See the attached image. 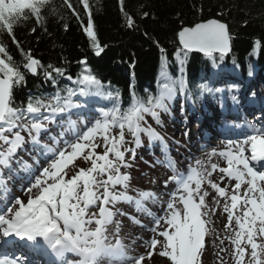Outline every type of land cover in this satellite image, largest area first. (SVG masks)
Returning a JSON list of instances; mask_svg holds the SVG:
<instances>
[{
	"label": "snow or ice",
	"instance_id": "snow-or-ice-1",
	"mask_svg": "<svg viewBox=\"0 0 264 264\" xmlns=\"http://www.w3.org/2000/svg\"><path fill=\"white\" fill-rule=\"evenodd\" d=\"M51 5L52 0H0V264H39L33 259L39 255L47 256L48 264H101L103 258L109 264H205L206 237L213 235L212 217L218 209L227 219L224 236H216L219 252L230 251L229 261L221 257L220 264H264V103L253 121H225L226 131L244 133L246 129V134L226 140L222 150L189 159L185 170L171 158L158 159L172 172L163 184L166 200L161 193L135 187L131 169L136 150L145 138L149 148L154 142L167 143L148 118L161 125V113L170 112L176 85L180 92L186 90L183 75L164 84L158 95L141 98L133 88L125 107L120 91L94 73L86 56L78 61L80 71L75 78L67 67L44 65L31 49L24 50L15 27L34 20L46 32ZM63 7L73 12L94 55L100 56L104 47L94 31L89 0H77L76 5L63 0ZM120 10L123 27L137 31L139 25L124 9L123 0ZM51 11L60 15L55 7ZM149 15L142 12V18ZM36 30L34 26L29 32ZM178 39L185 57L193 51L202 53L211 61L215 75L231 53L234 37L227 23L208 19L182 27ZM9 42L20 51L22 62L12 56ZM155 43L164 59L165 50ZM233 65L239 67L235 58ZM27 74L42 77L56 91L48 95L29 92L26 101L17 104L15 91L26 84ZM248 74L253 75L251 64ZM60 79L74 87H60ZM199 87L201 96L220 93L222 109L225 91L234 106L240 104L231 94L239 91L238 84H229L227 89L207 83ZM97 97L106 98L111 107H100L94 118ZM54 124L59 132L53 133ZM45 137L52 143H43ZM214 157L223 166L213 162ZM16 180L22 181L21 195L13 197L9 185ZM121 204L132 210L117 207ZM157 204L159 214L149 206ZM141 217H149L152 227L147 228ZM125 219L147 228L151 237L127 243L122 235ZM138 243L145 252H135Z\"/></svg>",
	"mask_w": 264,
	"mask_h": 264
},
{
	"label": "trees",
	"instance_id": "trees-1",
	"mask_svg": "<svg viewBox=\"0 0 264 264\" xmlns=\"http://www.w3.org/2000/svg\"><path fill=\"white\" fill-rule=\"evenodd\" d=\"M124 9L132 14L139 29L129 31L123 27L124 17L120 10V0H89L90 14L94 18V31L104 47L100 56L94 55L81 25L73 12L63 7V0H52L47 15L45 32L29 20L26 25L15 27L17 38L25 51L31 49L34 56L44 65L52 63L67 67L75 77L80 71L78 61L87 57L95 74L112 88L120 91L123 106L130 103V92L144 98L158 95L164 84L177 81V76L186 74L185 81L197 97L201 96V79H213L211 61L199 53L190 52L184 56L176 34L183 26L211 17L225 21L234 36L231 53L221 64L224 74L244 75L249 64L264 67V0H123ZM76 5L77 0H71ZM55 7L60 15L51 11ZM84 16L83 10L76 9ZM142 12L148 17L142 18ZM224 13L223 17L219 14ZM85 21L87 16H84ZM65 24L68 30H65ZM36 27L35 33L29 29ZM147 33V35H145ZM7 39V37H5ZM259 40V47L255 41ZM160 47L165 50L164 59ZM255 48V51H254ZM9 51L17 62L22 55L9 42ZM180 53V61L174 58ZM235 58L239 67L233 65ZM183 61V63H181ZM233 79V78H231ZM235 80V79H233ZM74 87L59 80V86ZM210 85V83H209ZM56 88L41 78L27 74L26 84L15 91L16 103L27 99L29 92L40 95L55 92Z\"/></svg>",
	"mask_w": 264,
	"mask_h": 264
},
{
	"label": "rangeland",
	"instance_id": "rangeland-1",
	"mask_svg": "<svg viewBox=\"0 0 264 264\" xmlns=\"http://www.w3.org/2000/svg\"><path fill=\"white\" fill-rule=\"evenodd\" d=\"M260 74L264 76V70L260 69ZM259 78V77H258ZM247 79L250 80H256L257 74H253L252 76L247 77ZM260 81V79H259ZM220 85L216 86L215 88H224V83L222 78H219ZM257 85V84H256ZM264 86H262L261 82L260 85L257 86V89H253V91H247L244 88L239 89V91L235 92L232 91V95H236L238 99L240 100V104L234 106L231 99L229 98V94L226 95V93H223V99L225 101V107L221 108V99H210L211 96L209 93L205 94V97L201 101L194 100L192 96L185 95L183 96L182 92L177 91L176 96L174 99L169 102L170 112L169 113H161V125H155L154 121L151 120L149 117V123H152L154 127L157 128L158 131H163L166 133V137L168 141L175 145V142L173 141L174 138L178 137L179 139H184V133L185 131L193 130L195 129L198 132H194V136H198V140L196 142L195 148H199L200 145L206 144L208 148L200 149L198 152V155H193V157H200L203 158L206 153L212 151L213 149H216L217 151L222 150L224 148V143L218 144V140L215 138H210L211 143L207 144L201 137L203 136V131L208 130L212 127H220L216 126V123L222 122L223 120L220 118L224 113L233 112L234 116L227 117V120H234L236 118V115H240L239 111H246V109L250 107V111L253 114L254 117L260 115V107L261 103H264ZM255 88V87H254ZM253 93H255V96L253 97ZM249 101H254V103H249ZM183 106V111H182ZM218 115L217 116H215ZM212 115V120L210 125L205 127V130L199 129L200 124L205 122L206 120H210L207 117ZM93 116L95 118V114L93 113ZM187 117L188 121L193 122L192 126H186L183 122L184 118ZM204 117V119L201 122V119ZM217 117V118H216ZM77 117H75V120ZM239 119V116L235 119L237 121ZM243 121V119L241 120ZM208 124L207 122H205ZM53 133L59 132L60 128L56 127V125H52ZM82 127V124H81ZM180 131H179V129ZM128 139H131L128 137ZM238 139L234 138L233 140ZM49 143V141H48ZM132 146V145H130ZM199 146V147H198ZM147 147H148V141L147 138H145L144 145L136 150V161L131 169V175H132V184L135 187H138L140 189H149L154 190L155 183H150L149 181H157L158 178L165 177L172 175L171 173H162V167L159 165H156L153 163L152 158H150L147 155ZM145 161H148L149 163H145ZM178 161H182L184 164L187 162L184 158L181 157ZM213 162H216L219 164L221 163V160L219 158L214 157ZM223 166V164L221 165ZM216 174L214 173V176ZM16 190L19 192V188L22 184L21 180L15 181ZM19 195L21 193L19 192ZM151 207V210L154 213L159 214L160 205H149ZM117 207H123L131 211L132 209L128 208L127 204H121L117 205ZM217 210L216 215L212 217V225L211 227L214 229L213 235L206 237L207 242V248L208 252L204 256L205 264H220L221 257L225 261H229L230 259V251H225L223 253L219 252V241L216 239V236L223 237L225 234L224 224L227 223L226 214H222L221 212H218ZM117 219H122L121 217H117ZM143 220V223L147 225V228L152 227V222L149 217H141ZM147 228H141L138 226L133 225L130 223L127 219L124 220V229L122 232V235H124L125 240L127 243H131V240L136 237H143L145 239L151 237L152 233H150ZM225 247L227 248V242H225ZM135 252L137 253H143L145 252L144 247L142 246V243H138L135 247ZM107 259V258H106ZM159 260L160 258L157 257Z\"/></svg>",
	"mask_w": 264,
	"mask_h": 264
},
{
	"label": "bare ground",
	"instance_id": "bare-ground-1",
	"mask_svg": "<svg viewBox=\"0 0 264 264\" xmlns=\"http://www.w3.org/2000/svg\"><path fill=\"white\" fill-rule=\"evenodd\" d=\"M216 116V115H215ZM184 121H187V119H185ZM208 123V122H207ZM190 124H193V122H192V120H191V122L189 123V122H187V126L188 125H190ZM208 124H206V123H202L201 125H200V127L199 128H204V127H206ZM179 129V128H178ZM216 133H218L217 131L216 132H213V134H216ZM222 136V135H221ZM178 140L177 139H175V142H177ZM193 144V142H191V145ZM191 151H192V148H189L188 146H183V148L180 146V144L178 145V147H175V152L174 153H177L178 155L179 154H185V152H189V153H191ZM193 154H197V151H195V152H193ZM219 163V162H218ZM221 165L223 164V161L221 160V163H220ZM184 168H187V165H186V167H184L183 165H181V167H179V169L181 170V171H183V169ZM166 178L165 177H162V178H158L157 179V181H159V183L157 184V183H155V186H154V190L153 191H155V192H157V193H161V195H162V198L163 199H167V196L166 195H163V193H164V188H163V184H164V180H165ZM219 213L221 212L222 213V210L221 209H219V211H218ZM101 263L102 264H108L109 262L108 261H101Z\"/></svg>",
	"mask_w": 264,
	"mask_h": 264
},
{
	"label": "water",
	"instance_id": "water-1",
	"mask_svg": "<svg viewBox=\"0 0 264 264\" xmlns=\"http://www.w3.org/2000/svg\"><path fill=\"white\" fill-rule=\"evenodd\" d=\"M208 19H218V18H215V17H211V18H208ZM208 19H204V20H200V21H197V22H195V23H200V22H203V21H205V20H208ZM222 21V20H221ZM222 22H225V21H222ZM194 23V24H195ZM226 23V22H225ZM194 24H192V25H190V26H193ZM189 25H186V26H183V27H190ZM181 29H179V31H180ZM179 31L177 32V34H176V38H177V41H178V44L180 45V42H179V39H178V33H179ZM233 36V35H232ZM234 37V36H233ZM181 46V45H180ZM182 47V46H181ZM193 52H195V53H199V52H196V51H193ZM200 54H202V53H200Z\"/></svg>",
	"mask_w": 264,
	"mask_h": 264
}]
</instances>
